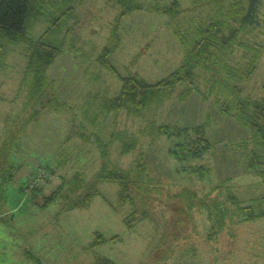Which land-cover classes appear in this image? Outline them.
<instances>
[{"label":"rangeland","instance_id":"obj_1","mask_svg":"<svg viewBox=\"0 0 264 264\" xmlns=\"http://www.w3.org/2000/svg\"><path fill=\"white\" fill-rule=\"evenodd\" d=\"M174 1L132 0L143 8L120 18L123 8L111 0H74L75 15L62 37L63 52L47 72L61 108L43 109L26 127L22 81L27 48L11 47L0 68V103L10 107L4 119L6 143L16 136L4 163L17 169L13 181L4 186L5 202L0 205L1 215L11 211L0 223V264H95L99 257L116 264H264V219L242 221L239 212L219 228V213L211 217L206 209L195 207L188 219L185 206L176 200L185 189L200 198L216 190L232 210L226 199L228 188L243 205L264 194V177L248 171V152L254 144L248 143L251 150L244 146L250 129L220 111L218 96L208 92L207 74L198 71L201 92L182 97L188 87L179 85L172 100L160 108L150 106L139 117L106 108L122 89L119 76H139L149 84L167 78L185 57L182 38L191 41L199 28L209 26L219 8L226 13L237 0H198L197 4L177 0L176 16L155 9L164 10ZM49 14L29 31L32 39L46 32ZM258 15L255 32L242 37L245 49L235 48L231 59L238 71H247L246 58L256 62L250 80L239 84L242 97L251 100L264 97V0ZM116 27L121 43L110 61L119 76L98 63ZM161 124L190 131L159 136L154 131ZM197 127L204 128L203 137L212 147L194 157L189 150L201 146L192 130ZM125 133L138 140V147L128 152L119 142ZM141 158L147 166V188H156L160 195L122 203L118 182L95 181L105 164L135 173ZM4 171L9 178L10 168ZM76 173L83 174L88 184L95 183L98 194L89 207L66 211L68 181ZM37 175L40 185L34 186ZM60 186L64 190L58 199L45 207L46 198ZM179 227L184 232H178ZM96 233L107 242L93 248ZM167 239L173 241L171 246Z\"/></svg>","mask_w":264,"mask_h":264},{"label":"trees","instance_id":"obj_2","mask_svg":"<svg viewBox=\"0 0 264 264\" xmlns=\"http://www.w3.org/2000/svg\"><path fill=\"white\" fill-rule=\"evenodd\" d=\"M111 1L123 8L120 18L135 9L143 8V6L132 2V0ZM194 1L196 4L199 3L198 0ZM74 4V0H0V68L5 65L12 46L25 45L27 48L26 73L22 81L26 95L23 100L26 118H24V127L32 124L43 109L61 108L60 102L53 98V83L48 78L47 72L56 58L63 52L62 37L65 34L67 23L75 15ZM262 5L263 0H248L246 5L242 0H237L232 5V9H229L226 13H224L223 8H219L209 26L199 28L191 41L182 38L181 42L185 44L183 45L185 47V57L181 66L167 78L155 84H149L135 75L129 77L119 76L120 74L117 73L110 61L111 54L119 48L121 43L116 27L111 42L104 48L102 57L98 60L100 66L118 75L122 81L120 93L107 102L106 108L117 114L127 111L129 115L139 117L150 106L155 105L160 108L166 101L172 100L179 85H187L188 87L187 92L182 97L194 91L201 92V88L197 83L200 78L198 74L200 70L208 75L207 85L210 87L208 92L210 96L214 93L218 96L219 104L221 103L220 111L223 114L230 115L240 125L250 129L251 136L246 146H244L247 150H251L248 143L252 141L254 144L252 151L248 152V171L258 178L260 176L264 177V97L260 100L243 98L242 89L239 85L243 81L250 80L257 69L256 62L249 63L250 60L246 58L245 61L248 63L243 64L248 68L247 71L245 69L238 71L231 64L235 48L245 49V44L242 42L243 35L254 33L259 26L258 14ZM177 7H179V3L175 0L170 7H164V10L159 7L155 9L163 14L170 12L173 16H176L180 12ZM173 8L175 10H172ZM48 12H50V26L40 38L37 40L32 39L29 31ZM255 55H259V53ZM203 95L207 97L205 94ZM156 127L159 128L154 132H157L156 134L159 136L167 135L170 137L177 134L181 136L184 131H190L181 128L174 129L171 126H166V124ZM192 130L200 138L198 141L201 142V146H196L189 151L192 156L198 157L209 151L212 145L203 137L204 128L197 127ZM123 135L124 137L119 141L122 144L123 152H128L131 147L134 149L138 147L137 139L127 137L126 133ZM10 137L0 153V205L5 202L4 186L13 181L14 174L12 172L17 169L16 166L5 165L4 163L9 155L10 145H12L16 136L11 135ZM9 168L11 173L9 178H6L4 169L9 170ZM136 168L135 173H130L105 164L98 172L95 181L118 182L120 184L119 197L122 203L130 202L133 204L135 198L144 202L148 198L150 200L154 194L160 195L161 193H158L155 190L156 188L149 189L145 184L148 171L142 158L137 162ZM68 184L71 185L69 188L70 195H67L68 200L63 210L87 208L91 205L93 197L98 194L96 184H88L81 173H76L68 181ZM63 190V186H60L59 190L46 198L44 206L47 207L54 203ZM81 190L83 194H77ZM226 194V199L231 203L232 210L224 206L216 190H213L204 198H200L194 191L185 189L180 196L176 197V200L179 204L185 206L188 219H190V212L195 207L206 209L211 217L212 214L219 213L222 217L217 225L219 228H225L227 221L231 222V219L239 212L242 213V221L264 219V194L261 197L254 198L250 205H243V202L230 188L226 190ZM72 195L76 196L72 197ZM180 216L185 218L181 213ZM126 221L128 227L132 228L133 225L129 223L130 219L127 218ZM187 222L189 221L187 220ZM179 224L183 223L179 222ZM180 230L181 227L178 228V232H184ZM168 235L169 232H167V237ZM106 242L105 237L96 233L92 246L94 248ZM167 242L166 244L170 243V246L173 243L168 239ZM95 264L116 263L106 257H99Z\"/></svg>","mask_w":264,"mask_h":264},{"label":"crops","instance_id":"obj_3","mask_svg":"<svg viewBox=\"0 0 264 264\" xmlns=\"http://www.w3.org/2000/svg\"><path fill=\"white\" fill-rule=\"evenodd\" d=\"M183 49L181 48V50H179V56L180 58L183 56ZM171 100V99H170ZM168 101H166L164 104H166ZM3 106V107H2ZM20 105H19V109L20 110ZM10 112V107H7L4 103H0V153L2 152L3 148H4V145H5V142H6V134H7V130L5 128V125H4V119L7 118V115L9 114ZM18 113V111H17ZM243 126V125H241ZM243 127H246V126H243ZM247 128V127H246ZM249 129V128H247ZM244 140L246 138H243ZM9 212H11L10 210H8V212H5L6 214L5 215H1L0 214V223L1 222H4L3 221V218H8L9 216ZM25 251V248L24 250ZM11 264H15V262L13 261Z\"/></svg>","mask_w":264,"mask_h":264},{"label":"built area","instance_id":"obj_4","mask_svg":"<svg viewBox=\"0 0 264 264\" xmlns=\"http://www.w3.org/2000/svg\"><path fill=\"white\" fill-rule=\"evenodd\" d=\"M38 177H39V176L37 175V177L34 178V181H33V183H32L34 186H35V185H37V186L40 185L39 182H38V180H39V179L41 180V178L39 177V179H38Z\"/></svg>","mask_w":264,"mask_h":264}]
</instances>
